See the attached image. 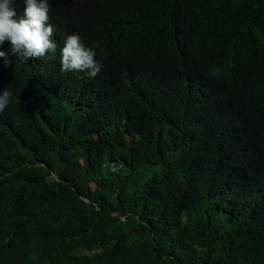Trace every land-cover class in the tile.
Listing matches in <instances>:
<instances>
[{"label": "trees", "instance_id": "obj_1", "mask_svg": "<svg viewBox=\"0 0 264 264\" xmlns=\"http://www.w3.org/2000/svg\"><path fill=\"white\" fill-rule=\"evenodd\" d=\"M50 4L56 54L0 60V264H264V0Z\"/></svg>", "mask_w": 264, "mask_h": 264}, {"label": "clouds", "instance_id": "obj_2", "mask_svg": "<svg viewBox=\"0 0 264 264\" xmlns=\"http://www.w3.org/2000/svg\"><path fill=\"white\" fill-rule=\"evenodd\" d=\"M50 8V0H23L21 15L17 0H0V60L5 67L12 64L10 56L31 59L56 54L58 44L53 39L54 27L48 23ZM5 42L10 44L7 50L4 49ZM59 55L61 72L85 73L94 79L103 66L105 68L104 60L96 59L95 49L78 32L63 37ZM11 97L8 87L0 92V114L9 105Z\"/></svg>", "mask_w": 264, "mask_h": 264}, {"label": "built area", "instance_id": "obj_3", "mask_svg": "<svg viewBox=\"0 0 264 264\" xmlns=\"http://www.w3.org/2000/svg\"><path fill=\"white\" fill-rule=\"evenodd\" d=\"M110 169H111V171H116V166H115V164L111 163V164H110Z\"/></svg>", "mask_w": 264, "mask_h": 264}]
</instances>
